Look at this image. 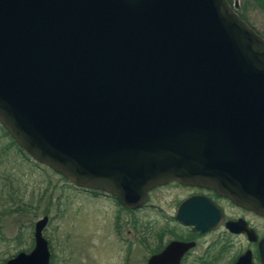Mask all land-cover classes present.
<instances>
[{
    "label": "water",
    "instance_id": "1",
    "mask_svg": "<svg viewBox=\"0 0 264 264\" xmlns=\"http://www.w3.org/2000/svg\"><path fill=\"white\" fill-rule=\"evenodd\" d=\"M237 2L0 0V126L124 210H151L147 193L178 183L264 218V40ZM46 223L2 264H48Z\"/></svg>",
    "mask_w": 264,
    "mask_h": 264
},
{
    "label": "rangeland",
    "instance_id": "2",
    "mask_svg": "<svg viewBox=\"0 0 264 264\" xmlns=\"http://www.w3.org/2000/svg\"><path fill=\"white\" fill-rule=\"evenodd\" d=\"M236 5L237 12L264 38V12L256 0H245ZM11 141L0 126V264L32 248V226L42 216L48 220L42 237L52 242L53 264H85L86 257L92 264H115L113 254H110L114 251V240L103 232L106 226L101 223L108 220L104 218V211L111 209V202L101 198L93 202L84 201L83 196L73 190L67 181L33 162ZM177 189L165 187L152 191L147 203V207L153 206L152 209L133 212L132 264H142L147 249H151L153 238L151 233L146 237L145 223L156 225L159 220L162 221L155 208L162 207L164 213L171 214L172 201L188 192ZM16 209L22 212L15 213ZM151 229L155 231L157 228ZM142 231L145 245L141 244L143 239L138 236ZM66 233L70 235L68 246L63 242ZM88 239L86 254H81L80 245ZM116 251L120 250L117 248ZM236 253V247H231L229 258Z\"/></svg>",
    "mask_w": 264,
    "mask_h": 264
},
{
    "label": "flooded vegetation",
    "instance_id": "3",
    "mask_svg": "<svg viewBox=\"0 0 264 264\" xmlns=\"http://www.w3.org/2000/svg\"><path fill=\"white\" fill-rule=\"evenodd\" d=\"M225 1L232 7L231 0ZM233 11L257 34L246 19L237 12V5ZM67 184L80 193L84 201L93 202L101 198L107 203L111 202V209L104 211V218L108 220L107 222L103 220L101 222L102 225L106 226L103 232L111 235L114 240V251L110 254H113L115 264H132L133 212L135 210H124V207L117 201L110 199L111 196L108 194H100L94 190L89 192V189L77 188L69 183ZM165 187L185 189L188 192L182 194L174 202L172 201L171 214L164 213L162 207L155 208L159 213V217L162 218L161 222L159 220L156 225L145 223V231H148L146 237H149L148 233H151L153 244L151 249H147L142 264H147L153 256H159L160 261H158V264H235L243 255L250 256L251 264H264V245L259 248L261 242L264 241V218L262 216L235 205L224 197L218 198L214 191L178 183L159 186L150 190L147 193L145 207L149 206L147 203L150 193L158 188ZM186 201L192 202L188 209L183 212L182 217L185 221L190 222L182 223L175 217L179 206ZM81 206H83V203ZM94 211L95 209L92 210V212ZM1 216L0 213V219ZM152 227L157 229L154 231L151 229ZM99 232L101 234L100 227ZM139 234V238L143 239L141 244L145 245L144 231ZM65 235L63 242L68 246L70 235L69 233ZM44 239L49 253L48 264H53L52 242L48 238ZM89 239L86 240V243L80 245L79 251L81 254H86L85 250L90 242ZM171 246L173 247L171 248ZM231 247H236L237 253L229 258ZM117 248L120 250L119 252L116 251ZM90 261L89 257L84 259L85 264H92V261Z\"/></svg>",
    "mask_w": 264,
    "mask_h": 264
},
{
    "label": "trees",
    "instance_id": "4",
    "mask_svg": "<svg viewBox=\"0 0 264 264\" xmlns=\"http://www.w3.org/2000/svg\"><path fill=\"white\" fill-rule=\"evenodd\" d=\"M256 4L261 8V10L264 12V0H256ZM7 134V133H6ZM12 142V141H11ZM14 143V142H12ZM20 211L18 209L15 210V213H19ZM22 212V210H21ZM20 212V213H21ZM3 262V261H2ZM1 262V263H2Z\"/></svg>",
    "mask_w": 264,
    "mask_h": 264
}]
</instances>
